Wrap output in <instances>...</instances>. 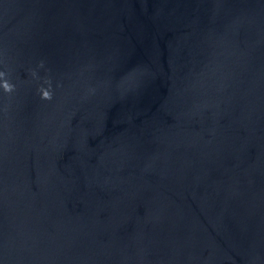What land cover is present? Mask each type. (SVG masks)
I'll list each match as a JSON object with an SVG mask.
<instances>
[{
    "label": "water",
    "instance_id": "obj_1",
    "mask_svg": "<svg viewBox=\"0 0 264 264\" xmlns=\"http://www.w3.org/2000/svg\"><path fill=\"white\" fill-rule=\"evenodd\" d=\"M0 73V264H264V0H0Z\"/></svg>",
    "mask_w": 264,
    "mask_h": 264
},
{
    "label": "clouds",
    "instance_id": "obj_2",
    "mask_svg": "<svg viewBox=\"0 0 264 264\" xmlns=\"http://www.w3.org/2000/svg\"><path fill=\"white\" fill-rule=\"evenodd\" d=\"M0 75H3L2 73H0ZM3 89L5 92H9L12 90V86L7 83L6 81L3 83ZM40 95H41V99L44 100H49L51 99V94L48 90H45L43 88L40 89Z\"/></svg>",
    "mask_w": 264,
    "mask_h": 264
}]
</instances>
